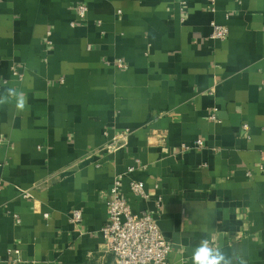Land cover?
<instances>
[{
	"label": "crops",
	"instance_id": "obj_1",
	"mask_svg": "<svg viewBox=\"0 0 264 264\" xmlns=\"http://www.w3.org/2000/svg\"><path fill=\"white\" fill-rule=\"evenodd\" d=\"M0 98V261L113 264L101 229L123 175L168 264L205 239L264 264V0H0Z\"/></svg>",
	"mask_w": 264,
	"mask_h": 264
},
{
	"label": "built area",
	"instance_id": "obj_2",
	"mask_svg": "<svg viewBox=\"0 0 264 264\" xmlns=\"http://www.w3.org/2000/svg\"><path fill=\"white\" fill-rule=\"evenodd\" d=\"M87 7L81 5L77 8L79 17H84ZM210 37L215 40H225L228 29L225 26L213 23ZM117 67L125 69L126 66L117 61ZM213 119V117H211ZM128 131L114 135L105 146V151L114 153L123 149L127 144ZM4 140L0 137V147ZM201 146V141L195 142ZM185 149L189 147L184 146ZM134 171L130 167L127 172ZM123 175L114 178L106 193L107 220L101 233L108 252L113 257V264H168L170 245L163 236L157 221L146 211L133 213L127 199L121 194V181ZM130 191L135 197L147 199L144 185L141 181H131ZM28 196L24 194V197ZM81 219L79 210L72 211L70 221L78 223ZM20 251L12 248L7 251V258L0 264H19Z\"/></svg>",
	"mask_w": 264,
	"mask_h": 264
},
{
	"label": "clouds",
	"instance_id": "obj_3",
	"mask_svg": "<svg viewBox=\"0 0 264 264\" xmlns=\"http://www.w3.org/2000/svg\"><path fill=\"white\" fill-rule=\"evenodd\" d=\"M7 93L15 99L16 107L24 109L27 104V97L23 92H17L14 88H8ZM5 100L0 98V105H3ZM192 264H231V260L216 247L210 245L208 240H202L198 246L192 251ZM240 264H247L241 258Z\"/></svg>",
	"mask_w": 264,
	"mask_h": 264
}]
</instances>
